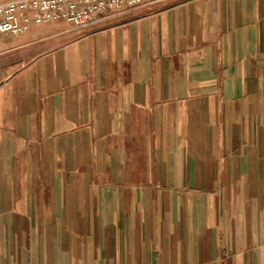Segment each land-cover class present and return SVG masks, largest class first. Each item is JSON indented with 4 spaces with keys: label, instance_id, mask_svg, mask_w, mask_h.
Listing matches in <instances>:
<instances>
[{
    "label": "crops",
    "instance_id": "crops-1",
    "mask_svg": "<svg viewBox=\"0 0 264 264\" xmlns=\"http://www.w3.org/2000/svg\"><path fill=\"white\" fill-rule=\"evenodd\" d=\"M0 264H264V0L0 42Z\"/></svg>",
    "mask_w": 264,
    "mask_h": 264
},
{
    "label": "built area",
    "instance_id": "built-area-1",
    "mask_svg": "<svg viewBox=\"0 0 264 264\" xmlns=\"http://www.w3.org/2000/svg\"><path fill=\"white\" fill-rule=\"evenodd\" d=\"M142 0H5L0 2V42L34 24L66 22L77 32L129 13Z\"/></svg>",
    "mask_w": 264,
    "mask_h": 264
},
{
    "label": "rangeland",
    "instance_id": "rangeland-1",
    "mask_svg": "<svg viewBox=\"0 0 264 264\" xmlns=\"http://www.w3.org/2000/svg\"><path fill=\"white\" fill-rule=\"evenodd\" d=\"M2 1H5V0H0V2H2Z\"/></svg>",
    "mask_w": 264,
    "mask_h": 264
}]
</instances>
